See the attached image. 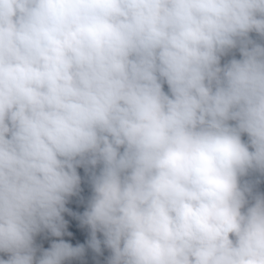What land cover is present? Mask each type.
Returning a JSON list of instances; mask_svg holds the SVG:
<instances>
[{
  "label": "clouds",
  "instance_id": "9594fccd",
  "mask_svg": "<svg viewBox=\"0 0 264 264\" xmlns=\"http://www.w3.org/2000/svg\"><path fill=\"white\" fill-rule=\"evenodd\" d=\"M251 33L264 0H0V264L85 254L35 243L65 234L79 167L92 195L71 214L107 264H264Z\"/></svg>",
  "mask_w": 264,
  "mask_h": 264
},
{
  "label": "rangeland",
  "instance_id": "374dc122",
  "mask_svg": "<svg viewBox=\"0 0 264 264\" xmlns=\"http://www.w3.org/2000/svg\"><path fill=\"white\" fill-rule=\"evenodd\" d=\"M250 36L254 40H257V42H264L261 41L260 38L255 33H251ZM233 57H235L236 59L240 58V54L238 50H233L228 55L222 57L221 64L223 65ZM164 90L165 91L168 90L166 84L164 85ZM77 171L81 176V185H80L81 195L80 192L76 195L77 198L74 206L72 205L70 208H68V205H65L66 208L70 210L69 212L62 213L65 221L67 222L65 234L61 237H54L51 236V234L48 233L47 231H44L35 237V243L41 249H48L51 246L52 242L59 241L61 239L72 244L74 247L81 244L85 245V254L81 258L66 260L64 261V264H88V262L85 261V259L89 257L94 259L95 257H97L96 256L97 253H95L93 250L87 247V241L90 239V229L88 228V226L82 225L76 215L71 214V213H75L78 215H82L83 212L87 209L88 201L92 195V188L89 181V173L85 172V169L83 167H79ZM246 178L252 181L259 180V183L255 185L254 191L264 193V176H260V174L258 173H253ZM75 209L77 210L76 212H74ZM67 233H71V235H67ZM97 238L103 240L102 234L97 233ZM101 249L102 251L101 253H99L97 259L100 263L107 264V257L110 255V250L105 248L103 244L101 245ZM37 255H39V253H37ZM0 258H6V255L0 253Z\"/></svg>",
  "mask_w": 264,
  "mask_h": 264
},
{
  "label": "trees",
  "instance_id": "16d2710c",
  "mask_svg": "<svg viewBox=\"0 0 264 264\" xmlns=\"http://www.w3.org/2000/svg\"><path fill=\"white\" fill-rule=\"evenodd\" d=\"M242 139L243 140H247V136H246V134L245 135H243L242 136ZM247 179V178H246ZM80 195H81V192H80ZM85 195V194H84ZM84 195H82V196H84ZM81 196V197H82ZM80 197V198H81ZM76 195H74L73 197L71 196V197H69L68 198V201H67V203H66V205H68V208H70L72 205L74 206V204H75V201H76ZM77 210L75 209V211L74 212H76ZM98 255L99 254H96V256L98 257ZM97 257H95L94 259L93 258H91V257H89V258H87V259H85V261H87L88 262V264H103V263H100L99 261H98V259H97ZM104 257V256H103Z\"/></svg>",
  "mask_w": 264,
  "mask_h": 264
}]
</instances>
